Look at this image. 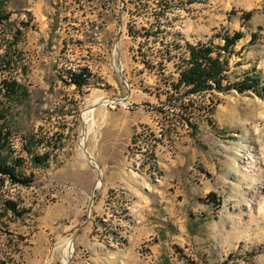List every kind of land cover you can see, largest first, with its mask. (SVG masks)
Here are the masks:
<instances>
[{
  "label": "rangeland",
  "instance_id": "rangeland-1",
  "mask_svg": "<svg viewBox=\"0 0 264 264\" xmlns=\"http://www.w3.org/2000/svg\"><path fill=\"white\" fill-rule=\"evenodd\" d=\"M0 12L7 15L0 124L10 132L2 154L10 163L22 159L17 172L30 181L0 175V264H65L66 239L75 247L68 264H126L110 248L127 246L136 226L126 190L109 192L94 215L103 199L100 153H111L102 143L101 106L104 115L133 118L123 146L131 137L126 156L141 176L134 186L150 211L157 208L147 217L159 223L152 241H163L165 262L172 247L174 264H264V0H4ZM236 32L243 37L222 50ZM189 45L221 52L224 90L196 96L176 89ZM77 74L87 80L82 87L73 83ZM246 75L259 76V85L241 90ZM13 80L21 84L15 94L3 86ZM145 127L149 145L138 148L133 134ZM151 149L160 181L148 164ZM43 154L47 162L35 164L32 157ZM75 172L77 186L69 182ZM110 194L120 201L111 223L116 246L102 232ZM6 200L20 215L6 212ZM92 239L108 247L94 250Z\"/></svg>",
  "mask_w": 264,
  "mask_h": 264
},
{
  "label": "crops",
  "instance_id": "crops-1",
  "mask_svg": "<svg viewBox=\"0 0 264 264\" xmlns=\"http://www.w3.org/2000/svg\"><path fill=\"white\" fill-rule=\"evenodd\" d=\"M108 112V109L104 108V106H101L97 109V114L100 116L99 125L106 123V127L108 128L107 129L105 127L107 130L102 138V143L105 148L109 149L111 153L109 156L100 153V166L104 179V187L102 186L103 199H101L95 206L94 215H97L99 212L103 211L109 192H111L113 189L124 188L131 199V212L136 218V226L134 227L132 235L130 234L131 236L127 246L123 248H110L122 252L119 254L125 257L122 261H124L126 264H139L137 260V254H140V259L143 261L141 262L142 264H174L177 260V254L175 253L174 248H169L168 258L170 259L167 260L166 257L167 261L165 262V257L163 258V256H161L162 254L160 251L163 241L159 239L155 240L154 242L152 241L153 236L155 237L157 234V227L159 226V223L157 219H150L147 217V215L149 213L157 214V208L154 207L153 210L150 211L149 209H151V204L146 198L147 196L143 195V192L140 190V188L135 187L138 182H141L139 180V177L141 176L132 170L130 167V162L126 156V148L128 149L130 145L131 137L127 139L128 142L126 143V146H123V136L121 135L122 130L126 129L128 126L132 127L134 122L133 118H128L127 115L120 117V115H114L111 112L108 114V116L104 115ZM112 154H118V157L114 158L112 157ZM80 174L81 173L79 172L70 174L69 182L76 185L74 178H80ZM119 203L120 201L117 199L114 202L108 201L107 212L109 214L107 217L102 218V224L104 225L102 232H104V237H106L107 243L110 245L112 244L111 241H116L117 234L115 231L111 232L110 228L104 222H109L111 225V223L115 221V216H118V214L113 213L116 212V210H119ZM111 217H114V220ZM92 228L93 226L90 228V235ZM92 240L94 242L92 244V249L94 250H96L97 247H108L94 239ZM144 240H150L149 243H147L149 251L146 253V255H142L140 251L138 252V249ZM157 250L158 253L155 252Z\"/></svg>",
  "mask_w": 264,
  "mask_h": 264
},
{
  "label": "trees",
  "instance_id": "trees-1",
  "mask_svg": "<svg viewBox=\"0 0 264 264\" xmlns=\"http://www.w3.org/2000/svg\"><path fill=\"white\" fill-rule=\"evenodd\" d=\"M4 0H0V5ZM248 18L251 17V12L245 14ZM7 19V15H3L0 12V24ZM243 37L241 32H236L233 36L226 35L224 38V45L222 50H227ZM188 50L190 57L187 60V66L180 72L179 79L176 83V89H187V93L190 95H205L207 92L213 90H224L222 87L223 80L226 78V62L221 58V52H218L216 56L213 54L215 50L211 47L200 45H189ZM84 75L77 74L73 77V83L79 87L86 84ZM260 83L259 76L246 75L240 82L239 87L242 90L254 88ZM5 90L9 93H18L21 88V84L17 80L5 81L3 83ZM0 117H5L3 110H0ZM10 132L5 129L3 124H0V175L7 176L14 184L28 185L29 180L19 175L17 168L22 165V159L15 158L13 162H9L2 154L4 148H6L9 142ZM50 158V154L34 155L32 157L35 164H43ZM213 193L208 194V198L213 197ZM6 212L12 211L16 215H20L17 204L12 200L5 201Z\"/></svg>",
  "mask_w": 264,
  "mask_h": 264
},
{
  "label": "bare ground",
  "instance_id": "bare-ground-1",
  "mask_svg": "<svg viewBox=\"0 0 264 264\" xmlns=\"http://www.w3.org/2000/svg\"><path fill=\"white\" fill-rule=\"evenodd\" d=\"M101 103L106 105V104L110 103V100L109 99H101ZM92 110H93L92 108L88 110L89 115H91V111ZM139 131L135 132V134L133 135V140H135L134 146L138 145V148H139L141 146L140 144H143L142 141L146 142V144L149 145V141H150L149 131L146 128H142L141 132H139ZM85 140H86V135L83 137V139L81 141V145L82 146L85 145ZM146 154H148L147 160H148V164L150 165V168H151L153 179L157 180V181H160V177L159 176H161L160 175L161 166L158 164L157 158H155L154 153H152V149L150 150L149 153H146ZM89 158H90V160L93 159L91 156H89ZM99 185H100V183H99ZM262 187L264 188V183L262 184ZM114 199H115L114 195L110 196L109 197V202H114ZM109 228H110L111 232L116 231V230H112L114 228L112 225ZM61 250H62V256H63V262L65 264H68L69 261H70V258L73 255V252L75 250L73 241L71 239H66L64 241V244L61 246Z\"/></svg>",
  "mask_w": 264,
  "mask_h": 264
},
{
  "label": "built area",
  "instance_id": "built-area-1",
  "mask_svg": "<svg viewBox=\"0 0 264 264\" xmlns=\"http://www.w3.org/2000/svg\"><path fill=\"white\" fill-rule=\"evenodd\" d=\"M144 107V106H143ZM153 110V109H152ZM138 127H140V126H138ZM137 127V128H138ZM136 128V129H137ZM146 128V127H145ZM136 132V131H135ZM135 132H134V134H135ZM160 137H161V133L159 134V135H157V137H156V143L154 144V145H159V140H160ZM129 153H130V151H129ZM132 232V230H130V233ZM146 243H144V245H142L141 246V249L142 250H146L145 248L147 247V245H145Z\"/></svg>",
  "mask_w": 264,
  "mask_h": 264
},
{
  "label": "water",
  "instance_id": "water-1",
  "mask_svg": "<svg viewBox=\"0 0 264 264\" xmlns=\"http://www.w3.org/2000/svg\"><path fill=\"white\" fill-rule=\"evenodd\" d=\"M87 152V151H86ZM87 154H88V152H87ZM96 168L98 169V171L100 170V168L98 167V165L96 166ZM102 185V181H100V185L99 186H101ZM72 240V239H71ZM73 241V240H72Z\"/></svg>",
  "mask_w": 264,
  "mask_h": 264
}]
</instances>
